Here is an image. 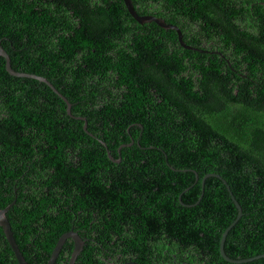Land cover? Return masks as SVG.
Wrapping results in <instances>:
<instances>
[{
    "label": "trees",
    "instance_id": "1",
    "mask_svg": "<svg viewBox=\"0 0 264 264\" xmlns=\"http://www.w3.org/2000/svg\"><path fill=\"white\" fill-rule=\"evenodd\" d=\"M132 1L201 53L122 0H0L12 69L105 148L0 57V210L22 257L46 264L74 231V264H231L235 204L208 177L182 206L194 172L181 202L218 175L242 211L226 253L264 252V0ZM0 264H18L1 228Z\"/></svg>",
    "mask_w": 264,
    "mask_h": 264
},
{
    "label": "water",
    "instance_id": "2",
    "mask_svg": "<svg viewBox=\"0 0 264 264\" xmlns=\"http://www.w3.org/2000/svg\"><path fill=\"white\" fill-rule=\"evenodd\" d=\"M123 3H124V6L127 10V12L129 13V15L139 24H153L155 25L156 27H158L159 29H162V30H172L175 32L176 34V39H177V43L178 45L183 48L184 50L186 51H189V52H196V51H192V50H188L185 46V44L183 43L182 39H181V34L179 32V30L173 26V25H170V24H166L164 22L163 19L161 18H157V17H153V16H150V15H138L137 12L134 10L133 8V5H132V0H122ZM186 47V48H185ZM196 53H201V52H196ZM0 57H2L4 60H5V69L7 71V73L13 77H18V78H29V79H35L37 81H39L40 83H44L46 84L48 87H50L63 101L64 103L66 104V112L67 114L69 115L70 118L72 119H78V120H82L84 123L85 121L83 119H80V118H75V117H72L71 115V106L70 104L68 103V101L54 88V86L49 83L45 78L43 77H39V76H36V75H33V74H29V73H24V72H18L14 69H12L11 65H10V59L8 57V55L6 54V52L2 49V47L0 46ZM86 123L84 124V132L89 135L86 131ZM133 128V127H132ZM139 130H140V135L138 137V141H137V145H138V148L140 149H154V148H147V147H141L140 144H139V141H140V137L142 135V130L140 129V127H138ZM131 129V128H130ZM130 129L128 130V138H129V144L127 146H123L120 148V150L122 148H125V147H128L130 144H131V137H130ZM90 136V135H89ZM91 138H93L92 136H90ZM95 141H97L95 138H93ZM98 142V141H97ZM99 143V142H98ZM100 144V143H99ZM101 145V144H100ZM102 146V145H101ZM103 147V146H102ZM104 148V147H103ZM105 149V148H104ZM120 150L118 152V157L117 158H112V156L108 153L109 155V158L111 157L113 160H117L119 158V154H120ZM158 150V149H156ZM161 151V150H160ZM163 152V151H162ZM164 153V152H163ZM164 156H165V162H166V165L169 167L168 163H167V156L166 154L164 153ZM170 169H172L171 167H169ZM172 170H187V169H172ZM187 171H191V170H187ZM194 172V171H193ZM194 180L192 183H190L188 186H186L184 189H182V191L180 192L179 194V203L182 205V206H195L197 203L200 202L201 198H202V195H203V187H204V181L206 178L208 177H215V178H218L219 180L222 181V183L225 185L228 193H229V196L230 198L232 199V201L234 202L235 204V207H236V210H237V213H236V217L235 219L229 223L225 229L223 230L222 232V235H221V238H220V243H219V254L220 256L228 263H231V264H244V263H248V262H252L254 260H259L261 258H264V252L262 253H256V254H253V255H249V256H245V257H233V256H230L229 254L226 253L225 249H224V242H225V239H226V236L228 235V233L230 232V230L235 226V224L237 223V221L240 219L241 217V207L240 205L237 203V201L235 200L234 196L232 195V193L230 192V189L229 187L227 186L226 184V181L222 180L221 177H219L218 175L216 174H206L203 179H202V192H201V197L199 198V200L194 203V204H191V205H187V204H183L181 202V196L189 189L191 188L194 183L196 182L198 176L197 174L194 172ZM13 205V202L8 205L6 208L0 210V228L2 229L3 231V234L5 236V239L7 241V243L9 244L10 248H11V251L17 261L18 264H27V262L24 260V258L22 257L19 249H18V246L14 240V237H13V234H12V231H11V227H10V224L6 218V213L7 211L9 210V208ZM69 240H72L73 243H74V247H73V250H72V253L70 255V259H69V262L68 264H74L77 256L79 255L80 251L82 250V247H83V241L81 240V238L78 236V234L76 232H73V231H69L65 234H63L62 236L59 237L55 247L53 248V251L50 255V258L49 260L47 261L46 264H57L62 252H63V249L66 245V243L69 241ZM119 264H136V263H133V262H130L128 260L126 261H123Z\"/></svg>",
    "mask_w": 264,
    "mask_h": 264
},
{
    "label": "flooded vegetation",
    "instance_id": "3",
    "mask_svg": "<svg viewBox=\"0 0 264 264\" xmlns=\"http://www.w3.org/2000/svg\"><path fill=\"white\" fill-rule=\"evenodd\" d=\"M132 3H133V1H132ZM151 3H153V6H152V8H150V9H154L155 7H156V5H155V2H154V0L153 1H151ZM171 25V24H170ZM174 26V25H173ZM176 27V26H175ZM177 28V27H176ZM178 29V28H177ZM50 83V82H49ZM74 232V231H73Z\"/></svg>",
    "mask_w": 264,
    "mask_h": 264
},
{
    "label": "clouds",
    "instance_id": "4",
    "mask_svg": "<svg viewBox=\"0 0 264 264\" xmlns=\"http://www.w3.org/2000/svg\"><path fill=\"white\" fill-rule=\"evenodd\" d=\"M227 184V183H226Z\"/></svg>",
    "mask_w": 264,
    "mask_h": 264
}]
</instances>
